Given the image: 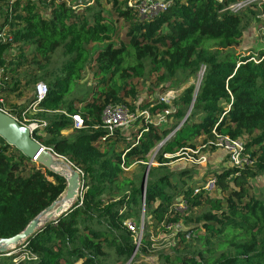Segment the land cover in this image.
I'll list each match as a JSON object with an SVG mask.
<instances>
[{"label":"trees","instance_id":"trees-1","mask_svg":"<svg viewBox=\"0 0 264 264\" xmlns=\"http://www.w3.org/2000/svg\"><path fill=\"white\" fill-rule=\"evenodd\" d=\"M239 1L167 0L166 10L144 19L126 0H0V32L12 37L0 41V97L44 83L46 98L26 113L39 125L33 138L84 174L83 190L65 206L68 179L0 138V240L57 203L18 246L37 259L0 254V264H135L151 256L158 264H264V49L236 53L248 24L257 19L264 28V1L231 7ZM88 69L92 88L80 84ZM152 79L187 86L170 105L139 107L138 86ZM34 100L4 106L22 118ZM118 104L134 115L166 113L171 126L145 120L133 138L116 131L102 142L103 111ZM75 115L83 128L65 135ZM221 137L245 138L253 165L198 183L194 171L168 168ZM165 139L154 167L149 154ZM182 201L185 211L176 209ZM142 221L138 237L125 224ZM171 233L169 249L153 245Z\"/></svg>","mask_w":264,"mask_h":264},{"label":"rangeland","instance_id":"rangeland-1","mask_svg":"<svg viewBox=\"0 0 264 264\" xmlns=\"http://www.w3.org/2000/svg\"><path fill=\"white\" fill-rule=\"evenodd\" d=\"M12 1H15V0H12ZM121 1H124V0H121ZM145 1L147 0H126L127 4H132V5L140 4ZM152 1H159V0H152ZM72 4H75V3L73 2ZM80 7L82 8L83 5H81ZM1 21L2 20H0V22ZM261 24H262V21H259V20L257 21V19H254L250 24H248L245 30V33H244L241 46L236 48V53L238 55L240 56L249 55V54L257 53L258 49H264V28L261 26ZM20 74L22 73L20 72ZM19 78L20 76L16 77V79H19ZM152 82H153V79L150 81L148 80L147 83L139 84L138 86L139 96L137 99L138 100L137 105H139V107H141V105H147V104L153 107L154 105L165 103L164 101H162V97L170 96V97L176 98V96H178L181 93V91L183 92L187 86L186 85L185 87L179 88L177 87V84L175 82L165 83L162 86L161 85L153 86ZM95 83L96 81L93 78L92 72L91 70L88 69L85 72L82 80L80 81V84L86 85L87 87L92 88L94 87ZM34 91H35V87L33 88L32 86L21 95H18V93H14L12 95L7 93L6 95H2L5 101L4 104L8 109H10V104L17 105V107L22 109L23 107H26V103L30 100V98H32V96L35 95ZM168 105H170V103ZM148 110H149L148 108L146 109L140 108L137 110V115H134L132 112L131 113L129 112L128 113L129 114L128 123L122 131L127 136L133 138L134 137L133 134H135L141 126L145 125V119L148 118L147 117L148 114L151 116V119H150L151 122H154L156 124H161L163 125L162 127L171 126V122L170 121L168 122L167 120L166 113L165 114L160 113V114H156L152 116L148 112ZM33 114H34V111H30L28 113V117H32ZM171 136H173V134H170L166 139L170 138ZM166 139L160 142L157 145V147H155L149 154L148 159H149L150 165L154 167L158 165V163L155 162V153H156V150L159 149L164 144ZM198 150L201 151L202 153L201 156H206V158L208 157V160L206 163L194 164L190 162L192 158H189V156H185V158L182 157L176 161L169 163L168 168L173 172L182 171V170L194 171L193 181L196 183H198L199 180H201V178L205 175H206L205 176L206 178H209L210 175H214L223 170L226 171L230 169L229 163L227 161V158L224 152H222L220 149H217V147L215 146L205 147L204 146L201 149L198 148ZM191 154L192 153H189L188 155L191 156ZM55 158L58 159L62 163V165L56 168V171L59 172V174L63 176L69 177L70 175L69 168L74 169L73 166L62 157L55 156ZM166 158H169V156H166ZM136 171H137L136 167L133 166L130 170L126 172L127 176L130 177ZM258 182H264V177L259 178ZM215 195H218V193ZM68 203L71 204V202H68ZM143 227H144V221H142L140 224H136V226L134 225V230L136 232L137 237L140 236V233L142 232ZM173 237H174V233H171L170 235H163V234L158 235L153 238V245L157 248L169 249L168 247H170L169 244ZM10 251H13V249H10L9 252ZM135 264H158V261L155 256H151L150 258H143V259L139 258Z\"/></svg>","mask_w":264,"mask_h":264},{"label":"built area","instance_id":"built-area-1","mask_svg":"<svg viewBox=\"0 0 264 264\" xmlns=\"http://www.w3.org/2000/svg\"><path fill=\"white\" fill-rule=\"evenodd\" d=\"M255 1H264V0H240L239 2L233 4L231 7L232 8H240V7H247L251 3ZM132 6V4H129ZM168 6L167 0H159V1H152V0H147L145 2H142L137 5V9L139 12V15L144 18V19H153L157 14L160 12L166 10ZM259 18H264V16H260ZM12 37L6 34L5 29L0 32V41H11ZM1 74V72H0ZM204 75V69L200 70L197 74L196 80L193 82L195 86V92L199 89V86L201 84L202 78ZM48 93V89L46 85L42 82H39L35 86V100L32 105L29 106V108L26 110V112L22 115V118L12 116L15 118L21 125L28 127L30 130L34 132L36 128H38V123L35 120L29 119L26 116L27 111L32 110L35 111L36 107L40 102H42ZM177 97V96H176ZM175 97H162V101H164L166 104L171 103ZM0 111L7 113L8 111L6 110L4 106V100L0 97ZM129 111L128 109L123 106V105H110L107 106L102 115V128L103 130L106 131V137L102 139V142L106 140L108 136H113L116 131L123 132L122 130L128 123V118H129ZM191 111H188L186 114V117L190 115ZM10 115V114H9ZM147 119H151V116L148 114ZM73 124L71 129L72 130H80L83 128V121L79 115L72 116ZM45 125V124H43ZM173 134V133H171ZM246 140L243 138L240 139H231L229 137H221L218 138L215 141L214 146L217 147V149H220L222 152H224L227 161L229 163L230 169L238 168L242 169L247 166H252L253 165V160L248 152H246L245 146H246ZM189 153H192L191 156L188 155ZM57 156L56 154H54ZM202 153L200 150H192L188 149L186 150L185 153H182V157L185 158V156H189V158H192L190 162L194 164H204L207 162L208 157L206 156H201ZM181 157V158H182ZM79 176L81 181V188L79 191V194L83 190L84 187V174L81 170L74 168ZM216 180L214 178H211L210 180L207 181V183L204 186L205 191H212L215 188ZM201 191L200 188L195 189V193H199ZM78 194V195H79ZM145 200V192L143 194V201ZM176 209L179 211H185L187 210V205L182 201L176 206ZM127 227L133 232L136 233L134 230V225L131 222L125 223ZM178 228V226H177ZM25 245L22 248H14L13 251L8 252L7 254H3L1 256H15L14 261H30V260H36L37 257L33 254L22 252V249H25Z\"/></svg>","mask_w":264,"mask_h":264},{"label":"water","instance_id":"water-1","mask_svg":"<svg viewBox=\"0 0 264 264\" xmlns=\"http://www.w3.org/2000/svg\"><path fill=\"white\" fill-rule=\"evenodd\" d=\"M189 111H191V108ZM185 119H187V117H185ZM0 138H2L8 145L15 147L27 158L42 164L45 169L59 174L54 168L62 165V163L55 158L54 153L33 138L32 130L21 125L11 115L2 111H0ZM148 169L149 167L147 168V171ZM69 172V177L65 176L68 179V188L62 202H71L76 199L81 188V180L78 172L72 168H69ZM56 206L57 203H54L44 211L42 215L51 212ZM60 210L61 207L57 208L56 212L58 213ZM42 215L34 219L22 233L12 238L1 239L0 254H7L10 249L18 248L22 242L28 239L39 225Z\"/></svg>","mask_w":264,"mask_h":264},{"label":"crops","instance_id":"crops-1","mask_svg":"<svg viewBox=\"0 0 264 264\" xmlns=\"http://www.w3.org/2000/svg\"><path fill=\"white\" fill-rule=\"evenodd\" d=\"M72 130H68L65 132V135L69 134Z\"/></svg>","mask_w":264,"mask_h":264},{"label":"bare ground","instance_id":"bare-ground-1","mask_svg":"<svg viewBox=\"0 0 264 264\" xmlns=\"http://www.w3.org/2000/svg\"><path fill=\"white\" fill-rule=\"evenodd\" d=\"M55 170H56V168H54ZM62 204V203H61ZM69 204V203H68ZM65 206H67V203H66V205Z\"/></svg>","mask_w":264,"mask_h":264}]
</instances>
